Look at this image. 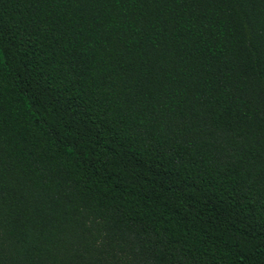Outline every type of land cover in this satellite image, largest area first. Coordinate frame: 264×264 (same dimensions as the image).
Segmentation results:
<instances>
[{"label":"trees","instance_id":"obj_1","mask_svg":"<svg viewBox=\"0 0 264 264\" xmlns=\"http://www.w3.org/2000/svg\"><path fill=\"white\" fill-rule=\"evenodd\" d=\"M0 264H264V0H0Z\"/></svg>","mask_w":264,"mask_h":264}]
</instances>
